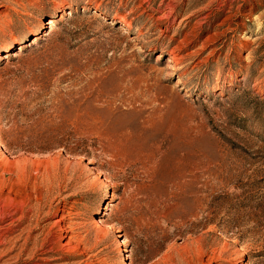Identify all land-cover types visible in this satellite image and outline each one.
Segmentation results:
<instances>
[{"label": "rangeland", "instance_id": "obj_1", "mask_svg": "<svg viewBox=\"0 0 264 264\" xmlns=\"http://www.w3.org/2000/svg\"><path fill=\"white\" fill-rule=\"evenodd\" d=\"M0 264H264V0H0Z\"/></svg>", "mask_w": 264, "mask_h": 264}, {"label": "bare ground", "instance_id": "obj_2", "mask_svg": "<svg viewBox=\"0 0 264 264\" xmlns=\"http://www.w3.org/2000/svg\"><path fill=\"white\" fill-rule=\"evenodd\" d=\"M97 14H98V13H97ZM100 17H101V16H100ZM51 24H52V22H51L49 25H51ZM49 25H48V26H49ZM52 26H53V25H52ZM36 40H37V38H34V41H33L32 43H33V44L36 43ZM7 58H8V56H4V59H7Z\"/></svg>", "mask_w": 264, "mask_h": 264}]
</instances>
